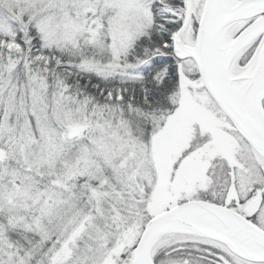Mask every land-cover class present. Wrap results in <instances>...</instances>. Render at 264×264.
Instances as JSON below:
<instances>
[{
	"label": "snow or ice",
	"instance_id": "snow-or-ice-1",
	"mask_svg": "<svg viewBox=\"0 0 264 264\" xmlns=\"http://www.w3.org/2000/svg\"><path fill=\"white\" fill-rule=\"evenodd\" d=\"M0 264H264V0H0Z\"/></svg>",
	"mask_w": 264,
	"mask_h": 264
}]
</instances>
